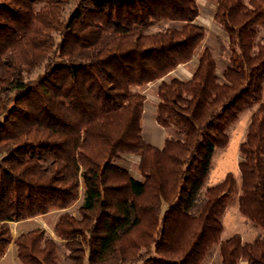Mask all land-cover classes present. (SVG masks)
<instances>
[{
	"label": "trees",
	"instance_id": "1",
	"mask_svg": "<svg viewBox=\"0 0 264 264\" xmlns=\"http://www.w3.org/2000/svg\"><path fill=\"white\" fill-rule=\"evenodd\" d=\"M197 15V0H0V258L12 243L22 264H264V0H215L220 68ZM156 80L160 148L140 123ZM249 110L237 175L206 186ZM232 202L259 228L248 241L221 237ZM52 209L54 237H12Z\"/></svg>",
	"mask_w": 264,
	"mask_h": 264
},
{
	"label": "rangeland",
	"instance_id": "2",
	"mask_svg": "<svg viewBox=\"0 0 264 264\" xmlns=\"http://www.w3.org/2000/svg\"><path fill=\"white\" fill-rule=\"evenodd\" d=\"M197 5L201 12V19L195 21L200 23V25L205 28V37L201 42L199 49H201L204 45L209 46L212 50L214 58L218 62V67L220 68L215 38L217 35L221 34V31L212 23L210 17L215 6V0H197ZM261 34L264 36V28ZM251 112L252 110L240 113L238 120L231 126L227 145L225 147L216 148V151L212 157V167L208 180L205 184L206 186H211L217 182H220L229 172L237 175L236 167L239 160L238 146L239 143L244 139L246 125L249 121ZM124 164L129 168L131 174L138 175L134 159H126ZM80 199L81 190L79 191L78 199L73 202L67 208V210L75 214L80 203ZM61 211L62 210L52 209L43 215H37L21 221L9 222L8 225L10 233L12 237H16L22 232L39 227L43 228L46 234L54 237L52 230L53 223ZM222 226V238H226L231 234L238 233L244 241L250 240L259 229L254 227L251 223L244 221V218L239 212L235 202H232L227 206L222 216ZM219 260L220 258L218 254L215 253L206 264H217ZM0 264H22L16 257V248L12 243H9L6 247L5 253L0 258Z\"/></svg>",
	"mask_w": 264,
	"mask_h": 264
},
{
	"label": "crops",
	"instance_id": "3",
	"mask_svg": "<svg viewBox=\"0 0 264 264\" xmlns=\"http://www.w3.org/2000/svg\"><path fill=\"white\" fill-rule=\"evenodd\" d=\"M213 11L210 16L211 20H212ZM198 19L199 20L201 19L200 9H198V15L195 20L197 21ZM198 24L200 25V23ZM216 28L218 27L216 26ZM194 67H195V59H192L187 63L178 65L174 70L168 73V75L163 77V79H167L170 76H175L181 79L189 78L193 72ZM160 80L150 82L145 86L141 87V92L144 94L145 99H144V108L140 120L141 133L143 139L147 143L158 148L162 147L164 142V129L155 120V110L157 103V84L159 83Z\"/></svg>",
	"mask_w": 264,
	"mask_h": 264
}]
</instances>
